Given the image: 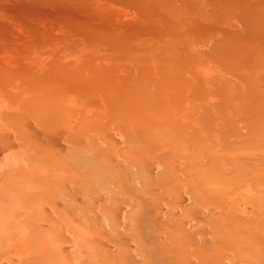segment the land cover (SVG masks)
<instances>
[{
  "label": "rangeland",
  "instance_id": "obj_1",
  "mask_svg": "<svg viewBox=\"0 0 264 264\" xmlns=\"http://www.w3.org/2000/svg\"><path fill=\"white\" fill-rule=\"evenodd\" d=\"M0 170L15 264H264V0H0Z\"/></svg>",
  "mask_w": 264,
  "mask_h": 264
},
{
  "label": "bare ground",
  "instance_id": "obj_2",
  "mask_svg": "<svg viewBox=\"0 0 264 264\" xmlns=\"http://www.w3.org/2000/svg\"><path fill=\"white\" fill-rule=\"evenodd\" d=\"M89 112V111H88ZM77 114V113H76ZM76 117V116H75ZM119 126H117V128H118ZM117 128H115L116 130H117ZM120 129V128H119ZM69 130H71V129H69ZM115 130V132L117 133V131ZM73 131V130H72ZM70 133V132H69ZM72 133V132H71ZM118 134V133H117ZM120 135H121V133H120ZM122 136V135H121ZM124 141V140H123ZM123 143V142H122ZM125 144V143H124ZM99 157V156H98ZM13 160H14V162H15V164H16V167L18 168V169H20L21 167V170L23 169L25 172H27V173H30V171H31V169H32V167L30 168L29 167V164H26V165H24V162L23 163H21V161H20V159H19V157H13L12 158ZM14 164V165H15ZM10 166H11V164H9ZM3 167L4 166H6L5 164H3L2 165ZM3 167H1V169L3 168ZM158 168V167H157ZM160 169V168H159ZM158 169V170H159ZM1 171V170H0ZM16 172V171H15ZM133 172V171H132ZM3 173V172H2ZM66 190L67 191H65L64 190V192H67V193H71V192H75V184H73V183H68L67 185H66ZM81 200L84 202L85 200H86V198L85 197H81ZM126 212V211H125ZM124 212V213H125ZM126 215V214H125ZM124 216V215H123ZM84 218V217H83ZM124 218H125V216H124ZM126 218H127V216H126ZM82 222L85 220V219H80ZM86 221V220H85ZM84 221V222H85ZM87 223V222H86ZM25 231V230H24ZM70 233V232H69ZM25 241L24 242H19L18 244L15 242V244L13 245V247L11 248V251L12 252H8L9 254H6V252H0V264H15L14 262V260L12 259V257H11V255L13 256V255H16L17 256V253H24L25 252V250H26V248H27V244H28V239L27 238H25L24 239ZM134 246V245H133ZM28 253V252H27ZM71 252H69V254H70ZM75 253V252H74ZM77 253V252H76ZM74 254V256H72L73 257V259H74V262L76 263V264H79L80 263V260H81V257L79 256H76L77 254ZM135 253V252H134ZM27 255V254H26ZM25 255V256H26ZM73 255V254H72ZM22 256V255H21ZM71 256V255H70ZM82 256V255H81ZM14 258V257H13ZM20 258H23V257H20ZM67 258H68V256H67ZM16 259H18V260H20L19 259V257L17 258L16 257ZM70 259H72V258H70ZM17 260V261H18ZM73 261V260H72ZM20 262H22V261H19V263L18 264H21ZM73 262V263H74Z\"/></svg>",
  "mask_w": 264,
  "mask_h": 264
}]
</instances>
